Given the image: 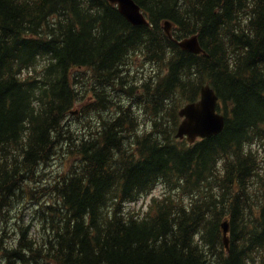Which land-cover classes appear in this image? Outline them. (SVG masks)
<instances>
[{"label": "trees", "instance_id": "trees-1", "mask_svg": "<svg viewBox=\"0 0 264 264\" xmlns=\"http://www.w3.org/2000/svg\"><path fill=\"white\" fill-rule=\"evenodd\" d=\"M134 1L151 25L108 0H0V222L36 201L0 264H264V0ZM205 85L226 126L190 144L179 111Z\"/></svg>", "mask_w": 264, "mask_h": 264}, {"label": "water", "instance_id": "water-1", "mask_svg": "<svg viewBox=\"0 0 264 264\" xmlns=\"http://www.w3.org/2000/svg\"><path fill=\"white\" fill-rule=\"evenodd\" d=\"M117 7L120 14L133 26H149L150 23L142 8L134 0H108ZM173 23L166 21L164 30L169 39L174 40L181 50L196 55L206 54L203 50L199 35H192L181 40H175L173 36ZM219 96L210 86L205 85L201 89L200 99L186 104L180 111L179 116L183 119L178 127L176 138L187 139L194 144L198 139H210L220 135L226 126V117L218 112ZM223 241L229 251L230 224L225 221L222 224Z\"/></svg>", "mask_w": 264, "mask_h": 264}, {"label": "rangeland", "instance_id": "rangeland-1", "mask_svg": "<svg viewBox=\"0 0 264 264\" xmlns=\"http://www.w3.org/2000/svg\"><path fill=\"white\" fill-rule=\"evenodd\" d=\"M135 69L139 68V70H145L144 72H148L151 70L152 65L146 62H143L141 58H137L135 60V63L133 65ZM149 69V70H147ZM70 166V163L68 161V156L66 155L65 157L60 153L49 165L43 168V171L45 173L44 176V182L49 183L54 181V179L58 176L63 171H66ZM45 185V184H41ZM163 187L162 186H157L154 190V195H160L163 192ZM42 199V198H41ZM149 200V197L146 199H143L140 201L138 204L130 205L132 209H136L137 211H144L146 209V203ZM35 204L36 201H29V202H23L20 207H17L18 210H16L14 213H12L13 218H10L7 223L5 222H0V229L5 228L7 233V238L9 241L14 240L15 238V233H14V223L18 219L15 217L18 214H25L26 219L29 220L30 222H33V219H35ZM19 211V212H18Z\"/></svg>", "mask_w": 264, "mask_h": 264}]
</instances>
